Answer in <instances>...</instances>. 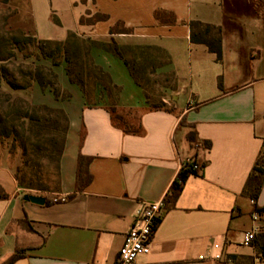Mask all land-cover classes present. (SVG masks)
<instances>
[{
  "label": "crops",
  "instance_id": "crops-1",
  "mask_svg": "<svg viewBox=\"0 0 264 264\" xmlns=\"http://www.w3.org/2000/svg\"><path fill=\"white\" fill-rule=\"evenodd\" d=\"M29 5L38 40L64 41L73 32L161 50L169 61L156 73L170 77L163 89L172 102L162 98L171 108L152 110L124 62L96 45L94 63L120 87L117 108L140 122L141 134L114 126L105 106H86L64 63L55 71L70 98L57 100L34 83L28 100L69 120L60 190L50 205L26 202L13 169L0 160V186L9 195L0 200V263L19 247L28 251L14 264H115L143 203L164 200L151 251L135 264H224L199 260L219 252L233 264H264V218L253 245H243L252 212L264 208V183L255 203L246 193L264 152V0H58L59 17L51 5L57 26L45 28L34 1ZM192 21L220 28L221 60L192 42ZM80 155L92 158V180L77 191ZM187 158L201 169L178 192L174 183Z\"/></svg>",
  "mask_w": 264,
  "mask_h": 264
},
{
  "label": "trees",
  "instance_id": "trees-1",
  "mask_svg": "<svg viewBox=\"0 0 264 264\" xmlns=\"http://www.w3.org/2000/svg\"><path fill=\"white\" fill-rule=\"evenodd\" d=\"M2 1L8 3L9 0ZM94 18L105 17L97 15ZM80 22L85 23V20L82 18ZM190 27L192 42L205 45L210 52L216 55L217 60H221L220 28L196 21H192ZM113 31L114 29L111 30L112 33ZM123 31L127 32L125 29ZM95 45L119 57L130 71L135 82L142 88L139 78H147V69L152 68L150 73L154 74L158 67L169 61L165 53L156 48L119 47L114 42L103 43L87 40L73 32L68 33L64 41H53L38 40L36 37L21 31H1L0 143L3 144L5 141L11 140L13 147L18 146L21 150V161L15 172V179L20 189L49 191L44 181V175L39 168V161H46L54 164L58 186L56 192H59L60 160L69 130V120L63 111L46 105H34L22 97H15L12 93L5 91L3 85H7L14 91H24L37 83L43 90L50 89L57 100L68 99L71 95L61 88L55 71L56 67L64 63L70 83L81 89L86 100V106H105L111 115L114 126L126 134L139 135L142 133L140 122H129L126 115L117 108L120 87L112 81L107 72L94 63L91 48ZM27 47H33L37 53L33 65H19L17 68H11L10 65L17 58V54L25 52ZM43 61H50V64H45ZM146 96L148 98L147 93ZM151 109L163 108L151 107ZM189 139L194 141L195 135H190ZM91 160L90 157L79 156L76 177L77 191L83 190L92 180V175L88 169ZM188 174V171H182L179 174L174 183V188L178 192L182 189ZM263 183L264 152L258 158L246 185V193L252 200L257 199ZM8 197L9 195L0 186V200H5ZM44 197L46 205L54 202L51 197ZM27 251V249L17 247L14 253L0 264H14L19 259L24 258Z\"/></svg>",
  "mask_w": 264,
  "mask_h": 264
},
{
  "label": "rangeland",
  "instance_id": "rangeland-1",
  "mask_svg": "<svg viewBox=\"0 0 264 264\" xmlns=\"http://www.w3.org/2000/svg\"><path fill=\"white\" fill-rule=\"evenodd\" d=\"M35 4V18L38 23L44 28L49 25H56L58 21L53 19L51 13V5L57 9V17H59L60 9L58 7V0H33ZM32 15L30 11L29 0H9L8 3H4L0 0V34L3 30L21 31L27 35H32ZM56 24H55V23ZM57 26V25H56ZM36 51L33 47H27L25 52L18 53L17 58L13 60L11 68H17L19 65L31 66L36 61ZM45 64H50V61H43ZM24 68V67H23ZM152 68L147 69V78L141 79V82L145 92L149 98L150 107H161L170 109L171 104H165L162 102V98H167L169 103L172 102V96L170 92L164 90V87L171 85L170 77L164 76L158 73L151 74ZM15 71V70H14ZM3 89L12 93L15 97H22L28 100V90L14 91L7 85H3ZM29 101V100H28ZM0 160L4 161L6 165L11 167L16 172V168L21 161V150L18 146L15 148L11 140L0 143ZM41 172L44 175V181L46 182L49 191H39L35 189H22V193L31 194L36 196H49L51 198L56 197L58 186L56 184V174L54 172V164L46 161H39Z\"/></svg>",
  "mask_w": 264,
  "mask_h": 264
},
{
  "label": "built area",
  "instance_id": "built-area-1",
  "mask_svg": "<svg viewBox=\"0 0 264 264\" xmlns=\"http://www.w3.org/2000/svg\"><path fill=\"white\" fill-rule=\"evenodd\" d=\"M182 169L189 173H196L200 171L201 167L193 158H187L182 162ZM252 203H255L254 200H252ZM164 209V200L143 203L141 209L136 213L133 226L125 235L124 243L115 264H135L139 256L150 253L154 234L162 219ZM262 218H264V208H256L251 215L253 226L244 235V246H251L256 241L257 235L261 232L259 221ZM199 260L233 264L230 259L223 261L220 252L211 255H200Z\"/></svg>",
  "mask_w": 264,
  "mask_h": 264
},
{
  "label": "water",
  "instance_id": "water-1",
  "mask_svg": "<svg viewBox=\"0 0 264 264\" xmlns=\"http://www.w3.org/2000/svg\"><path fill=\"white\" fill-rule=\"evenodd\" d=\"M23 200L36 205H44L46 201L45 197L31 195V194H25Z\"/></svg>",
  "mask_w": 264,
  "mask_h": 264
}]
</instances>
